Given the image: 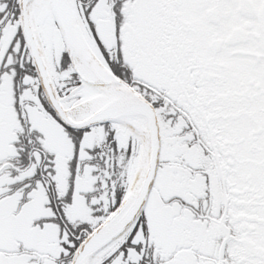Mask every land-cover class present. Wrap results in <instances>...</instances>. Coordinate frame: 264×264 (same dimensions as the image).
<instances>
[{"label": "snow or ice", "instance_id": "snow-or-ice-1", "mask_svg": "<svg viewBox=\"0 0 264 264\" xmlns=\"http://www.w3.org/2000/svg\"><path fill=\"white\" fill-rule=\"evenodd\" d=\"M0 264H264V0H0Z\"/></svg>", "mask_w": 264, "mask_h": 264}]
</instances>
